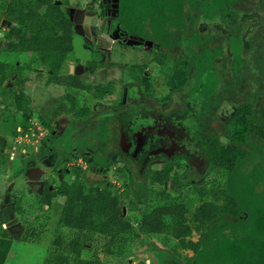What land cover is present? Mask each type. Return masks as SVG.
Listing matches in <instances>:
<instances>
[{"label": "rangeland", "instance_id": "obj_1", "mask_svg": "<svg viewBox=\"0 0 264 264\" xmlns=\"http://www.w3.org/2000/svg\"><path fill=\"white\" fill-rule=\"evenodd\" d=\"M9 1L10 0H0L1 38H4L5 34L14 26L13 22L7 18L6 13V7ZM63 1L64 0H56V3L60 5ZM130 1L131 0L127 2L128 6L121 15L124 21L123 24L130 33L143 36L150 40L160 41L167 47L172 46L173 43H177V46L183 47V52H181L183 54H178L177 58H182L181 56L187 57V63L191 64L193 67L205 61V68H202V64L200 65L199 73L202 74L198 76V81L203 84L201 89L206 86L208 78H210L212 83L208 87L214 86V92L220 87L224 99L222 102L220 101L221 103L218 102L216 104V102H213L211 105L203 106L205 108L204 115L200 112L202 119L199 118L197 108L194 109L193 107L190 108V111L193 112V116H188L189 118H187V120L181 118V120H185V123L187 122L191 126L190 130L192 133L195 131L197 133L195 134L197 143L194 144L193 141L189 145V148L192 147V152L198 147L200 150L194 155L188 157L180 155V157H176L173 160L156 158L149 162H144L143 160L134 161L132 159H127V156H125L124 159L120 157L121 159L118 160L117 158L119 156L117 157L114 154V150L118 145L116 142V130L113 128V123H111L112 119L106 117L105 120H101L102 122H98V125L91 130L90 136L98 142L99 153L97 152L96 156L100 155L101 152L105 155V159H108L106 166H104L106 174L105 178H103V165L97 164L95 169H93V172H95L92 177L93 180H86L85 183L90 187L96 186L95 184L101 186L104 182L113 194L123 195L124 199L132 201L134 205L140 203V207L138 208L124 207L122 210V212L131 219L136 228L135 235H138L139 238L133 235L119 236V239H117L116 243L112 246V249L115 251L113 256L105 254V251H103L105 241L100 240L97 244L93 243V251L87 252L85 250L82 256L84 258L94 256L95 258L111 264L127 263V259L131 263L143 261L146 264H178L174 261L172 263H167L171 261L167 260H169L171 256L170 251L172 247H174L177 250L173 252V254L176 253V257L182 256L180 264H205L202 258V263H200V261L191 262L193 251H188V249L181 250L178 241L173 238L167 239L166 234L154 235L143 229L139 225V220L142 218L146 207L178 203L179 201H183L182 203L185 205L187 204L189 206L187 207L193 211L194 208L201 203L197 186L199 183L202 184V174L206 177L205 182L208 183L209 187L215 185L214 183H216V181H218V184L223 183V177H220L223 171L220 169L210 171L211 173L209 175L203 173V169L206 168L208 162L199 142V139L203 138V135L201 136L199 134L201 128L203 129L201 133H211L212 131L216 132L218 135L220 132L219 137L222 141L226 142L227 138L224 132L226 130L225 125L230 121V116L233 115L237 107L243 103H251L253 110L252 114L256 117L253 123V126H255L254 128L263 126L261 123L264 124V4L261 0H234L233 3L235 7L234 5L232 6V4L228 6L229 11H234L232 15L231 13L229 15L234 20L233 24H235V22H240L237 32L232 28L231 22L225 24L216 16L207 21H205L203 17L199 18L202 12L210 8V2L209 6L203 7L204 4L202 2L199 3L198 6L194 4L195 7H193L191 2L181 6L177 0H169L168 4L173 12L172 16L157 18L152 25H149V14L147 12H149V7L154 5L156 0H138L136 1L135 8L133 4L132 7H130ZM167 19L171 21L169 24H166ZM239 33H241L243 37L241 44H239L238 41ZM232 34H236L234 36L236 44H234L233 40H231L230 43ZM204 35L206 37L209 35L216 36V41H224L225 46L220 45L217 49H215V47H210V49H204L205 51L197 55L198 51H194V45H196V50L201 49V46L199 45L200 42L194 43V41L195 39L203 41ZM13 39L17 41L18 38L14 36ZM73 41L76 46L79 44V40L75 35H73ZM170 42L173 43L171 44ZM242 44L249 46H247V49H243V52L238 56H236V53L233 55V47L236 46L237 48ZM151 50L152 49L148 47L133 46L131 48H126L125 46L116 48L111 56L119 62L122 61L127 63L128 67L131 68L128 70V74H133V76H135L134 72L138 71L139 65H151L150 67L153 66V68L157 69L158 65L154 60L152 61V57H154V55L162 56L165 52L157 49L153 50L154 52ZM175 53L171 52L165 54V64L162 65V69L169 73L172 72L174 65H176L174 61L176 57ZM71 55H73V52H70L66 61L72 59ZM211 57L213 63L210 61ZM0 59L4 62H8L12 71H18L16 66L18 68L23 67L20 72L26 81L24 88L30 98V107L35 112L32 116V121L37 122L35 125L31 124L32 128L28 131L30 133V142L22 140L25 137L22 139L20 138V136H22L21 130L19 129L22 117L21 112L15 108L13 98L10 97L8 88L4 85H0V92L9 95L14 107L10 109V112L5 111L6 113L0 114V226L12 234L14 238V245L5 264H46L52 255H54L53 253L60 256L61 258L59 260L64 261L65 264H73L74 255L70 251L68 245L80 232L69 227L66 223L63 224L61 221L63 216L62 213L66 209L68 203V198L55 192L51 205L48 206L41 203V197L35 193L37 192L36 189L30 188L28 183L29 179L36 180L38 175L34 172H29L33 177H27L22 169L24 164L21 159L14 158L12 150V146L14 145H17L18 148L25 147V143L30 145L31 148L37 145V139L40 137L39 134L45 132L43 127L45 126L46 119H50L54 111V99H56V91L52 85L54 83L48 81L44 88V82L40 78L41 75L36 73V68L41 67L38 65V62H30V56L26 52H12L8 48L6 49L3 44H0ZM244 65L245 69L243 68ZM45 72H47L46 68ZM243 72L244 74L241 76ZM191 76L193 79L194 71H192ZM135 80H137L136 77ZM158 81L161 83L160 79H158ZM192 83H194V81L185 84L184 87L173 88V104L171 106L178 109L183 107L185 110L184 113H188L190 107L189 102L195 106L192 100L198 98L195 92L197 89H195L194 92L187 91ZM165 84L163 87H159V90L152 92L161 103L167 101L166 93L169 90V86ZM94 98L95 96L90 97V102H94ZM106 100L109 101V98ZM216 106L219 107L214 109ZM211 109H214V115L217 121L214 120L215 118H210L211 116L207 117ZM250 115L249 113L248 116L245 114V117L250 118ZM144 122V120L137 118L134 123H137L136 125H142ZM199 122H201V125L206 122L205 127L198 126ZM208 122H210V124L207 126ZM250 134L251 140L255 141L260 139L254 131ZM76 137H78V135L74 136L75 141L77 140ZM16 139H20V141H16ZM50 142L56 144L58 140H51ZM67 142L68 140H63L61 143H64L67 148ZM263 146L264 144L261 148H263ZM41 150V146H39L38 153L41 152ZM249 151H251L249 154V163L247 166L244 165L243 167L244 169L240 176L239 184H244L246 182L244 176L250 169L252 170L256 166V159L260 161L259 155L262 156L264 161V152L258 154L253 148ZM106 152L107 154H105ZM168 163L174 166V169L171 168V170H166L169 178L165 183L164 192L170 198L166 201L161 194V190L153 185H149L152 193L147 195V184L149 182L151 183V170H161ZM42 165L45 169L51 168L46 162H43ZM260 167L261 166H259L258 169ZM106 168L108 170H106ZM261 171L264 172L263 167ZM180 175L183 177L181 179L186 180V183L178 187L174 181ZM261 175H264V173ZM261 180H263L262 177ZM257 189L256 192L261 190L260 187H257ZM7 193L8 199L6 200L5 196ZM3 205H5V210L3 209ZM12 219L16 220L12 221ZM253 235L254 234H252L249 239ZM58 237L61 239L62 244L60 245H56V239H58ZM198 237V234L194 232L192 239L197 240ZM119 252L121 254H118Z\"/></svg>", "mask_w": 264, "mask_h": 264}, {"label": "trees", "instance_id": "obj_2", "mask_svg": "<svg viewBox=\"0 0 264 264\" xmlns=\"http://www.w3.org/2000/svg\"><path fill=\"white\" fill-rule=\"evenodd\" d=\"M136 1L138 0H131L130 7L133 4L135 8ZM168 1L156 0L155 4L149 7V12H147L149 25H152L157 18L172 16L173 12ZM177 1L181 6L191 2L193 7L202 2L203 7L209 6L210 2V8L202 12L199 18L203 17L207 21L216 16L225 24L231 22L232 28L238 32L240 22L233 24L234 20L229 16L234 11H229L228 6L232 4L235 7L234 0ZM261 2L264 4V0ZM231 8L233 9V7ZM6 13L7 18L14 24L6 35L11 40L10 48L14 51L28 53L30 62H38L40 67H45L49 72V81L53 82L54 74L63 66L70 52L75 50L73 23L65 7L58 5L56 0H10L6 7ZM169 22L171 21L167 19L166 24ZM236 34H232L230 43L233 40L236 44L234 41ZM14 36H17V41L13 40ZM242 40V34L239 33V44L242 43ZM195 42H200L199 45L201 46V49L196 50V45H194V51H198L197 55L205 51L204 49H210V47L217 49L220 45L225 46L224 41L217 42L214 35L207 37L204 35L203 41L195 39ZM176 46L177 43H173L170 47ZM247 46L249 45L242 44L240 47H233V55L236 53L238 56L243 52V49H247ZM177 54L178 52H176V56ZM210 61L213 63L212 57ZM201 64L202 68H205V61L195 65L193 79L190 76L191 64L176 68L173 78L175 87H183L185 84L194 81L187 91L194 92L197 89L195 92L198 98L192 100L195 106L189 102V109L197 108L199 118H201L200 112L204 115L205 108L203 106L211 105L213 102L217 104L224 99L220 87L215 92L214 86L208 87L212 83L210 78H208V84L206 83V86L201 89L203 84L198 81V76L202 74L199 73ZM7 68L8 65L0 63L2 82L6 80ZM243 68L245 69V65ZM16 69L21 75L20 70L23 67L18 68L16 66ZM50 70L53 73H50ZM243 74L244 72L241 76ZM24 82V77L19 76L15 81L14 93L17 94V108L22 114L21 118H24V125L27 127L32 114L30 113V99L23 92ZM17 86H21V89L18 90ZM248 113L251 114L250 118L245 117V114ZM255 120L256 117L252 114L251 105L241 104L225 125L226 142L215 134H209L199 139L201 149L208 162L203 173L209 175L210 171L220 169L223 171L222 176L220 175L223 177V183L218 184L216 181L215 185L209 187L208 183L205 182L206 177L202 174V184L199 183L197 186L201 203L193 211L188 208L187 204L182 203L183 201L146 207L142 218L139 220V225L154 235L166 234L167 239L177 240L181 250L193 251L191 262L200 261L202 263V258L205 264H264V175H261L264 173L261 171L262 167L264 168V161L261 155H259L260 161L255 160L257 161L256 166L244 176L246 182L239 184L243 167L249 163V154L251 153L249 150L253 148L258 154L264 152V146L261 148L264 144V126L254 128ZM204 124L199 126L203 127ZM201 130L203 131L202 128ZM201 130L199 134L202 136ZM253 131L261 140H251L250 133ZM199 150V147L196 148L194 153ZM107 162L108 159H105V165ZM259 166L261 167L258 169ZM171 168L174 169L173 164L168 163L161 170H151V183L147 184L146 182L147 195L152 193L149 185H153L161 190L166 201L170 198L164 192V186L169 178L166 170H171ZM181 178L183 177L180 175L174 181L178 187L186 183V180ZM101 187H89L85 182L77 181L65 184L59 191V194L68 198L66 209L62 213V223H66L69 227L80 232L68 245L74 255L73 264H111L94 256L84 258L82 254L85 250L87 252L93 251V243L97 244L102 240L105 241L103 248L105 254L113 256L115 251L112 246L119 239V236L133 235L139 238L138 235H135L136 228L131 219L122 210L124 207L138 208L140 203L134 205L132 201L124 199L123 195L113 194L108 186ZM257 187L261 188L259 192H256ZM53 196L54 193L49 191L40 199V202L49 206ZM0 228V264H5L14 245V238L2 226ZM194 232L199 236L197 240L192 239ZM252 234L254 235L249 239ZM60 244H62L61 239L58 237L56 245ZM176 250L172 247L171 256L167 260L171 261L167 263L174 261L180 264L182 256L176 257V253L173 254ZM53 254L46 264H65L64 261L59 260L60 256ZM119 264L146 263L143 261L131 263L127 259V263Z\"/></svg>", "mask_w": 264, "mask_h": 264}, {"label": "flooded vegetation", "instance_id": "obj_3", "mask_svg": "<svg viewBox=\"0 0 264 264\" xmlns=\"http://www.w3.org/2000/svg\"><path fill=\"white\" fill-rule=\"evenodd\" d=\"M127 2L128 0H64L60 4L67 10L73 23V35L78 38L79 44L75 45V50L72 51V59L67 60L65 65L63 64L64 66L54 74V84L52 85L56 91L55 107L51 118L46 119L43 127L45 132L40 133L42 136L39 134L37 145L34 148H31L27 143H25V147L12 146L14 158L21 159L24 164L22 169L27 177L31 174L29 172H33L35 168L38 169L39 173H36L38 178L36 180L29 179L28 183L30 188L36 189L35 193L41 198L49 191L59 193L67 183L92 181L93 174H95L93 169L97 164L103 165L102 176L105 178V155L100 152V155L96 156L98 142L91 138L90 132L98 125V122H102L101 120H105L106 117L112 119L111 123L116 130L118 146L114 150V154L119 156L118 160L127 156V159L134 161L149 162L156 158L173 160L180 155L188 157L195 154L189 145L193 141L194 144L197 143L195 139L197 133L196 131L192 133L191 126L187 122L185 123V120H181V118L187 120L188 116H193V112L189 109L188 113H184L183 107L178 109L171 106L173 104V88H177L173 83L175 70L178 67H185L188 64V59L185 56H181L182 58H176V56L174 60L176 65L172 72L169 73L162 69V65L165 64V54L171 52L183 54L181 53L183 47L171 48L160 41L131 34L121 18L122 12L128 6ZM6 35L7 33L4 38L0 37V44L13 52L14 50L9 46L11 40ZM138 37H143L145 40L142 43H132L139 42L141 39L139 40ZM147 40L153 42L152 52L156 49L165 52L162 54L164 57L158 55L152 57V61L154 60L158 65L157 69L153 66L150 67L151 65H139L138 71L134 72L135 76L129 75L128 70L131 68L127 63L119 62L111 56L114 50L119 47H147L144 44ZM0 63L8 65L5 74L6 80L2 82L0 78V85L8 88L14 106L18 110L14 86L15 81L22 75L18 71H12L8 62L0 59ZM36 71L37 74L40 73L38 75H41L40 78L43 80L45 88L49 81L48 70L45 72V68L41 67L36 68ZM192 71H194L193 66L190 76ZM50 73H53L52 70ZM158 79L161 80V83ZM25 83L26 81L22 86L23 92L30 99L24 88ZM164 84L169 86V90L166 93L167 101L161 103L152 92L159 90V87H163ZM17 89H21V86H17ZM93 96H95L94 102H90V97ZM108 98L109 101L106 100ZM243 104L251 105V103ZM12 108L14 107L9 95L0 92V114L5 111L10 112ZM214 109H211L207 117H216ZM30 113L32 116L35 114L32 108ZM246 115L248 116V114ZM32 116L27 127L24 125V118H21L19 126L22 134L20 138L25 137L22 140H27L26 142H30L29 129L33 124H37L32 121ZM136 117L144 120V124L136 125L138 123H134L137 120ZM214 120L217 121V118ZM209 124L210 122L207 126ZM261 124L264 126L263 123ZM199 125H201L200 122ZM201 134L203 137L209 134L217 135L212 131ZM77 135L75 141L74 136ZM218 135L220 136V132ZM51 140H58V142L55 144L50 142ZM63 140H68L67 148L64 143H61ZM16 141H20V139H16ZM39 146L42 150L38 153ZM43 162L48 163L51 168L45 169L42 165ZM106 170L108 169L106 168ZM95 185L98 186V184ZM101 186V188H105L106 185L103 182ZM5 197L7 200L8 193ZM3 209L5 210V205H3ZM14 220L16 219H12V221Z\"/></svg>", "mask_w": 264, "mask_h": 264}, {"label": "water", "instance_id": "obj_4", "mask_svg": "<svg viewBox=\"0 0 264 264\" xmlns=\"http://www.w3.org/2000/svg\"><path fill=\"white\" fill-rule=\"evenodd\" d=\"M115 1H119V0H115ZM139 38V42H132V43H142L145 39L143 38V37H138ZM147 47H149V48H152V46H153V42L152 41H150V40H147V41H145V43H144ZM34 173H39V171H38V169L37 168H35L34 169V171H33ZM30 177H33V176H31V174H30Z\"/></svg>", "mask_w": 264, "mask_h": 264}]
</instances>
